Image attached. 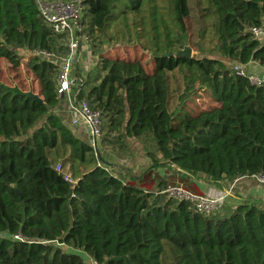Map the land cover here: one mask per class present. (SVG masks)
Instances as JSON below:
<instances>
[{"label":"trees","instance_id":"1","mask_svg":"<svg viewBox=\"0 0 264 264\" xmlns=\"http://www.w3.org/2000/svg\"><path fill=\"white\" fill-rule=\"evenodd\" d=\"M262 22L264 0H83V31L102 74L84 81L79 97L105 121L100 143L125 150L143 138L155 150L145 170L121 175L99 165L89 139L55 113L57 63L34 52L62 56L65 36L35 0H0V59L32 80L30 88L0 81V264H264L263 208L244 200L204 215L166 197L164 180L152 176L169 166L181 179L219 186L264 173V82L252 85L228 66L264 68V41L248 32ZM119 34L149 42L150 67L103 54V41ZM187 42L198 59L166 55ZM199 92L212 103L193 109Z\"/></svg>","mask_w":264,"mask_h":264},{"label":"built area","instance_id":"2","mask_svg":"<svg viewBox=\"0 0 264 264\" xmlns=\"http://www.w3.org/2000/svg\"><path fill=\"white\" fill-rule=\"evenodd\" d=\"M35 4L42 20L52 31L57 35L65 36V52L62 56L46 51H35L34 54L43 56L48 60H54L57 63L56 93L61 100L67 102L69 111L73 116L72 122L77 123L80 120L87 127L89 142L95 149L98 164L101 165L103 163L102 156L97 146L100 144L102 134V117L100 112L93 109L85 98L79 97L84 80L73 73L74 65L81 55V48L88 43V37L82 26L83 0H35ZM248 32L253 39L264 41V22L251 26L248 28ZM245 68H247L246 65L238 63L233 66L234 72L245 77L250 84L260 85L264 82V75L249 73L245 71ZM56 169L59 170V166ZM250 177L264 185V173L254 174ZM238 178L240 177L233 180H238ZM64 179L71 181L70 174L66 173ZM161 193L168 198L189 203L195 211L204 215L219 212L223 208L227 196L225 191L216 194L196 193L180 184H165ZM14 238L21 239L18 235H14Z\"/></svg>","mask_w":264,"mask_h":264},{"label":"crops","instance_id":"3","mask_svg":"<svg viewBox=\"0 0 264 264\" xmlns=\"http://www.w3.org/2000/svg\"><path fill=\"white\" fill-rule=\"evenodd\" d=\"M88 53L85 52V46L81 48V55L80 58L76 64V66L80 67L83 71L84 65H87L88 62L86 59ZM247 68H250L255 71L257 75L263 76L264 75V68L261 67L259 64L254 63L250 65V67L247 66ZM77 71L79 72L78 68ZM99 74H102L98 70V66L95 68V72L91 78V80H95ZM87 89V87H84V90ZM55 113L59 116L61 122L65 124L73 133L74 136L82 139V140H88V130L87 127L84 125L83 122L78 120L77 123H73V116L71 112L69 111L67 102L65 100H61L58 103V106L55 109ZM139 141L142 144V141ZM128 144V141H127ZM113 144L107 145L106 142H102L99 144V148L101 149V152L109 153L107 158L109 160H112L110 163V167L114 168L113 173L118 174L120 173L123 175V171L126 170L125 168L122 170L120 167H128V170L130 172L136 171L138 168H141L142 166V158H139V160H131L130 158L135 155V153L131 154V151L129 150V147L125 150H120L116 146L113 148ZM117 148V149H116ZM114 151L113 153L111 152ZM142 154V153H141ZM140 154V155H141ZM112 158V159H111ZM146 158V163H149L150 160L148 157ZM119 167V168H117ZM169 167V166H166ZM162 165L156 167L152 171V176L159 181L158 178H161L164 180V184H166L167 180L174 181L175 183H179L183 181H189L190 184L201 194H216L222 191L227 192V196L224 200L223 204V211L222 209L218 212L220 215L225 214L226 211H229L232 208H235L241 201H249L254 202L256 205H258L260 208L264 209V185L259 184L255 181L253 177H240L238 180H227L224 179L220 182L219 186H215L210 184L208 181L204 179V176H200L198 178H186L184 176H181L177 174L175 171H171L168 168H166ZM156 190V187H155Z\"/></svg>","mask_w":264,"mask_h":264},{"label":"rangeland","instance_id":"4","mask_svg":"<svg viewBox=\"0 0 264 264\" xmlns=\"http://www.w3.org/2000/svg\"><path fill=\"white\" fill-rule=\"evenodd\" d=\"M118 6H119V8L115 9L114 12H113V14L116 15V19L120 15V4H118ZM162 12L166 15V13L164 11H161V14H162ZM114 21H115V19L113 20V22ZM162 24H164L163 21H162ZM186 24H187L188 29H190V27L192 25L191 20L187 19L186 20ZM157 26H158V24H157ZM116 39H118V40H116L115 42L113 40L112 41H103V43L101 44V47L104 48L103 54L105 56L111 57V58H114L116 56L117 57H122V58H130V59L137 58V59H140L146 66L151 65V57H152V53H153V47L149 46V42H147L148 45L146 47L142 46L143 45V38H142V41H141V39L137 40L136 34H133V39H132V41H130L131 43H129L126 40H124L123 37L121 36V34H119ZM136 40L139 43L135 44L136 42H134V41H136ZM140 42H142V44H140ZM95 43L97 44L98 40H96ZM87 44L89 46L88 55H87L88 59H86L88 64L84 65V69L85 70L83 71L79 66L77 67L76 66L77 63L74 65L75 68L73 69V73L75 75H78V76L82 77L85 82H86L87 79L91 80V78H92V76H93V74L95 72V68L97 66V63H98L97 56L95 54L92 55L91 52H89V50L91 48L93 49L91 41L90 42L88 41ZM161 44H162V42L159 43V45H161ZM204 44L207 47L206 41H205ZM184 46L191 47L192 51L195 52V50L192 48L190 43L188 44V42H187L186 44H184ZM211 46H212V43H211L210 47ZM209 54L212 57L220 58L218 53L216 54L214 52H211ZM234 64H236V63H232V62L228 63V66L230 67L231 70H233ZM77 68H78L79 72L77 71ZM245 71H248L249 73H253V74L257 73V72L255 73L253 68L252 69L245 68ZM0 81H2L4 83H7V84H16V85H19V86H23L25 88L32 87V80H31V77L29 75H27L24 72L18 73V71L13 69L11 67V65L7 61L1 60V59H0ZM192 100H193V103H189V106H191V108H193V109L207 108V106L211 105V103H212L209 100V98L206 96V94H204L203 92H199L197 97L193 98ZM102 122H103V126H102L101 139H104L105 135L107 133V130H106V127L104 125L105 121H103V119H102ZM108 136H109V138H113L114 139L116 134L115 133H111ZM115 141L116 140H114L112 142L116 145L117 143H115ZM127 141H128L129 150L131 151L130 155L135 153V155L133 154V156L130 159L131 160L135 159V160L138 161L139 158H142V166H141V168H138L136 171H134L132 173L142 172L143 170H145L150 165V162L146 163V158L145 157H147V152L148 151H151V152L155 151L154 147H153V144L151 143L150 139L149 140L148 139L145 140L143 138H142V144L139 141H136L135 139H128ZM107 145H110V144L107 143ZM116 147H117V145H116ZM111 152L113 153L114 151L111 150ZM99 153L103 157L102 161L106 160V164L101 163V165L105 166V167H107L106 165L110 166L109 162H111L112 160H109V158H107L109 153H106L105 151L101 152V149H100ZM152 155L155 158H157V156H156L157 154H155V155L152 154ZM122 166L123 165H121V167H120L122 170L124 168L126 169L123 172L128 170V167H122ZM117 168H119V167H117ZM166 168H168L171 171H175L174 168H171V167H166ZM110 171L113 173L114 168L110 167ZM166 182H167L166 184H180V185L184 186V183H182L180 181H179V183H177V182L175 183L174 181H170V180L169 181L167 180ZM222 211H223V209H222ZM87 258L88 257L84 258L85 264H95L92 260L88 261L89 258L88 259Z\"/></svg>","mask_w":264,"mask_h":264},{"label":"water","instance_id":"5","mask_svg":"<svg viewBox=\"0 0 264 264\" xmlns=\"http://www.w3.org/2000/svg\"><path fill=\"white\" fill-rule=\"evenodd\" d=\"M172 54L176 57H189V58H196V59L199 58V55L196 52L192 51L191 47H189V46H183L182 49H179V50L175 51L174 53H166L167 56H170ZM28 94L33 99L41 101V99L38 97L37 94H33L32 92H28ZM98 157L100 158L99 155H98Z\"/></svg>","mask_w":264,"mask_h":264}]
</instances>
